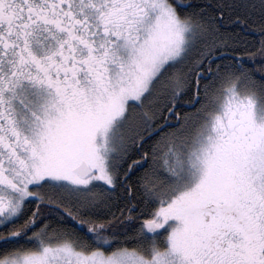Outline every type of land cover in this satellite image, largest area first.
<instances>
[{"label": "snow or ice", "instance_id": "snow-or-ice-1", "mask_svg": "<svg viewBox=\"0 0 264 264\" xmlns=\"http://www.w3.org/2000/svg\"><path fill=\"white\" fill-rule=\"evenodd\" d=\"M0 264H264V0H0Z\"/></svg>", "mask_w": 264, "mask_h": 264}]
</instances>
